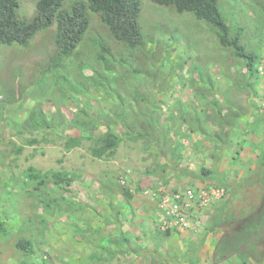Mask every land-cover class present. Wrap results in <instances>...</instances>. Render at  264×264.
<instances>
[{
    "label": "rangeland",
    "instance_id": "rangeland-1",
    "mask_svg": "<svg viewBox=\"0 0 264 264\" xmlns=\"http://www.w3.org/2000/svg\"><path fill=\"white\" fill-rule=\"evenodd\" d=\"M18 2L17 15L30 19L35 1ZM140 2L144 43L134 51L90 13L82 42L59 68L48 65L55 25L25 46L0 45V264H264L237 254L213 260L219 231L262 201L264 0H219L258 55L253 79L204 21ZM99 44L115 60L112 71L102 73ZM35 108L55 119L51 126L31 122ZM86 117L94 125L84 126ZM107 126L120 143L113 156L93 157L87 136ZM79 135L80 145L66 149V137ZM28 167L49 176L37 185ZM56 172L65 179L54 183ZM188 187L222 194L200 211L196 230H160L159 199ZM213 221L220 230L201 239ZM20 237L31 240V255L15 247Z\"/></svg>",
    "mask_w": 264,
    "mask_h": 264
},
{
    "label": "trees",
    "instance_id": "trees-1",
    "mask_svg": "<svg viewBox=\"0 0 264 264\" xmlns=\"http://www.w3.org/2000/svg\"><path fill=\"white\" fill-rule=\"evenodd\" d=\"M32 1H35V13L30 19H26L17 15L18 0H0V45L25 46L38 31L55 25V50L48 61L49 69L63 66L65 60L78 49L90 26L88 13L97 14L100 23L106 27L111 40L125 45L126 49L134 51L144 43L138 23L141 11L140 0H73L67 7L64 6L66 0ZM150 1L160 6L172 7L177 14L191 13L197 20L204 21L216 35L219 45L223 48L232 49L234 55L243 62L248 79L256 78L258 55L256 51L248 50L241 43L243 28L229 22L220 7L219 0ZM99 45L102 53L96 58L98 63L104 64L102 73L108 70L112 71L111 66L113 67L115 60L112 58L108 61L104 53H109V49L103 44ZM81 67L83 68V66ZM98 71L92 70V74H96L94 77L100 79L99 82L104 81L100 78L103 74ZM91 75L87 76L90 83L95 79ZM100 84L102 85V83ZM30 111L31 122L36 126H51L52 121L55 120L52 117L47 119L41 109L35 108ZM86 118L87 122L83 121L84 126L87 123L94 125L95 120L93 118ZM126 128L129 130V126ZM87 137L94 140L96 144L90 148L91 155L96 158L113 156L120 143V135L108 126L100 137L96 138L92 135ZM82 139V135L67 136L65 148L71 149L79 146ZM262 157L260 163L264 166V156ZM203 171L209 172L207 169H203ZM26 176L28 180H33L37 185H40L49 176V173L34 172L32 167H28ZM52 177L54 183H59L60 180L65 179L66 175L56 172L52 173ZM260 180L262 184L260 206L248 217L240 220L239 223L230 224L229 230L228 228L223 230L213 246V260L215 262H220L233 254L239 255L244 262L247 259L260 262L263 259L264 250L260 251L257 246L259 242L264 244V169ZM124 194L131 197L127 190L124 191ZM45 204L47 205V203ZM220 225L213 221L209 225V230L219 231ZM5 231V227L0 221V233L4 234ZM169 231L166 229L164 232L168 233ZM124 240L126 241V238H123ZM15 247L26 255L33 253V245L28 238L20 237L15 242ZM20 264L26 263L22 261Z\"/></svg>",
    "mask_w": 264,
    "mask_h": 264
},
{
    "label": "built area",
    "instance_id": "built-area-1",
    "mask_svg": "<svg viewBox=\"0 0 264 264\" xmlns=\"http://www.w3.org/2000/svg\"><path fill=\"white\" fill-rule=\"evenodd\" d=\"M222 194V190H210L196 195L193 188L174 190L164 194L158 202L159 229L196 230L199 225L200 211L205 208L212 199Z\"/></svg>",
    "mask_w": 264,
    "mask_h": 264
},
{
    "label": "crops",
    "instance_id": "crops-1",
    "mask_svg": "<svg viewBox=\"0 0 264 264\" xmlns=\"http://www.w3.org/2000/svg\"><path fill=\"white\" fill-rule=\"evenodd\" d=\"M250 214H252V213H250ZM250 214H248L246 217H248ZM246 217H244V218H246ZM243 218H240L237 222L239 223V221L240 220H242ZM217 224H218V222H216ZM236 223V222H235ZM231 224H233V223H231ZM220 225V224H219ZM209 227V226H208ZM173 231H180V233L181 232H184V231H182V230H173ZM207 231H209V233L207 234L206 232ZM214 232H216V231H214ZM213 231H211V230H209V228H207V230L205 231V233L203 234V236H201V239H204V235L206 234L207 235V237H210V235H211V233H214ZM219 232H221V234L223 233V230L221 229ZM221 234H220V236H221ZM220 236H217L216 238H214V239H212V240H214V242H213V246H214V243L216 242V240H218V238L220 237ZM211 240V239H210Z\"/></svg>",
    "mask_w": 264,
    "mask_h": 264
}]
</instances>
